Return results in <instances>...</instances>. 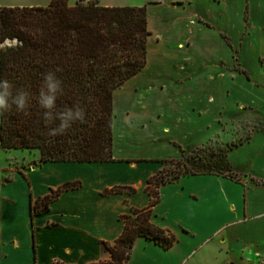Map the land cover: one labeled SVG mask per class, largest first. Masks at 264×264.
I'll return each mask as SVG.
<instances>
[{
    "label": "crops",
    "instance_id": "crops-1",
    "mask_svg": "<svg viewBox=\"0 0 264 264\" xmlns=\"http://www.w3.org/2000/svg\"><path fill=\"white\" fill-rule=\"evenodd\" d=\"M50 2L0 6L46 7ZM160 4L147 3L152 32L147 66L114 92L116 161L39 164L38 154L36 163L26 168L0 167V264L110 261L105 243L114 244L122 235L125 223L121 216L149 207L147 182L163 170L162 160L182 158L184 150L195 148L219 130L223 115H237L246 106L264 115V72H259L254 60L248 66L244 49L241 61L250 80L242 73L230 75L235 66L234 46L223 35L211 34L224 45L225 50L219 52L213 39L206 42L185 36V22L165 23L171 16L184 17L190 3L174 0L167 11ZM154 9L164 23L160 32L151 27ZM197 20L202 23L198 29L206 31L208 23ZM117 110L122 114V129H118ZM263 133L250 137L232 156L235 169L245 173L243 180L183 175L162 186L151 220L170 230L177 240L164 249L140 237L126 264H202L199 259L208 252L223 264H252L253 256L261 257L264 142L258 135ZM73 182L80 186L63 191L33 220V202ZM115 187H130L135 192L105 194Z\"/></svg>",
    "mask_w": 264,
    "mask_h": 264
},
{
    "label": "trees",
    "instance_id": "trees-1",
    "mask_svg": "<svg viewBox=\"0 0 264 264\" xmlns=\"http://www.w3.org/2000/svg\"><path fill=\"white\" fill-rule=\"evenodd\" d=\"M249 3L245 14L248 13ZM246 20V15L244 17ZM201 22V20H200ZM147 5L103 6L98 0H51L46 7L0 6V45L16 41L17 45L0 50V79H8L17 88L38 92L42 74L53 71L63 81L59 104L79 103L86 112L84 122L76 121L65 133L50 135L58 122L41 118L34 106L28 114L15 109L0 123V146L4 150L37 151L39 164L48 162H114V92L141 72L148 62ZM229 46L232 48L231 43ZM249 80L250 73L241 71ZM35 105V101H33ZM245 142L232 144L238 148ZM172 170H162L149 178L146 192L150 205L133 209L121 216L125 223L122 235L114 244L105 243L111 260L98 264H126L140 237L153 240L164 249L171 248L176 236L155 225L153 207L160 202V188L183 175H217L225 178L231 164L221 158L204 163L183 157L165 159ZM80 182L62 187L33 202V220L48 210L50 204L66 190ZM135 192L133 188L115 187L105 194ZM36 237V231L33 232Z\"/></svg>",
    "mask_w": 264,
    "mask_h": 264
},
{
    "label": "rangeland",
    "instance_id": "rangeland-1",
    "mask_svg": "<svg viewBox=\"0 0 264 264\" xmlns=\"http://www.w3.org/2000/svg\"><path fill=\"white\" fill-rule=\"evenodd\" d=\"M22 1L30 2V0H0V3L4 4H16ZM80 0H69V3L74 5ZM91 1V0H87ZM94 1V0H93ZM159 1V6L162 10L167 11L170 9L171 2L174 0H99L101 5L114 6H130L140 7L141 5H147V3ZM186 3H190V6L185 9V15L171 16L170 20L165 22H174L175 20L185 22L186 31L185 36H189L193 39H201L206 42H210L212 33L219 34L234 46L235 66L230 70V75L241 74V71L245 70V67L241 61V51L244 49V60L251 65L254 60L258 66L259 72H264V57L262 55L264 50V0H184ZM247 3H249L248 13L245 14ZM7 7V6H5ZM14 7H20L18 5ZM26 7V6H24ZM159 11L154 9L151 11V27L157 32L163 30V21L159 19ZM246 15V20L244 19ZM200 16V17H197ZM177 17V18H176ZM253 17V21H252ZM201 18L206 21V31L198 29L202 23H198L197 19ZM172 22V23H173ZM226 29H223V28ZM208 32L210 34H208ZM182 37V36H180ZM185 41L184 38H180ZM216 48L220 52L224 49V45L221 40L214 38ZM247 43L246 47L243 46ZM17 45L16 41H7L5 44L0 45V50L14 47ZM259 48V51L256 50ZM255 50V53H253ZM259 52V53H258ZM244 108V110H242ZM239 114L227 116L223 115L221 118V127L218 131L210 135L207 139L197 145L195 148L184 150V157L191 159V161H198L202 159L204 163H215L221 158L231 164L232 171L226 173L228 177H232L236 180H243L245 173L243 170L235 169L232 164V156L236 152V148L232 147V144H239L241 141L246 142L250 137L256 135L259 132H264V115L254 109H249L248 106L243 107ZM118 129H122L121 113L117 110ZM119 134V132H118ZM262 135V143L264 142V133ZM151 142V141H150ZM261 144V143H258ZM144 147L150 145V143L144 144ZM37 151L29 150H4L0 146V167L9 168L15 167L16 169L26 168L33 165L35 158L38 156ZM174 166L170 163L163 164V170H172ZM259 253L262 255L258 257L253 256L252 264H264V247L261 246ZM209 253V252H208ZM204 253L200 257L199 262L202 264H223L220 257L217 259L210 257L212 254ZM206 254V255H205ZM210 261V262H208ZM242 261V260H241ZM251 264V263H249Z\"/></svg>",
    "mask_w": 264,
    "mask_h": 264
},
{
    "label": "clouds",
    "instance_id": "clouds-1",
    "mask_svg": "<svg viewBox=\"0 0 264 264\" xmlns=\"http://www.w3.org/2000/svg\"><path fill=\"white\" fill-rule=\"evenodd\" d=\"M62 92L63 81L53 71L42 74L36 94L23 87L17 88L8 79H0V123H3L7 113L13 109L28 114V111L35 106L46 124L58 122L50 129V135H61L76 121L84 122L86 118L85 109L79 103L59 104Z\"/></svg>",
    "mask_w": 264,
    "mask_h": 264
}]
</instances>
